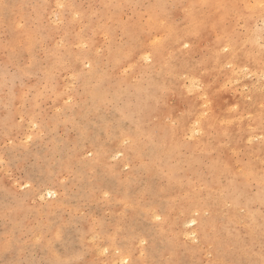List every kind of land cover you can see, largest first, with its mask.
Returning <instances> with one entry per match:
<instances>
[{
	"label": "rangeland",
	"instance_id": "374dc122",
	"mask_svg": "<svg viewBox=\"0 0 264 264\" xmlns=\"http://www.w3.org/2000/svg\"><path fill=\"white\" fill-rule=\"evenodd\" d=\"M263 253L264 0H0V264Z\"/></svg>",
	"mask_w": 264,
	"mask_h": 264
},
{
	"label": "bare ground",
	"instance_id": "6f19581e",
	"mask_svg": "<svg viewBox=\"0 0 264 264\" xmlns=\"http://www.w3.org/2000/svg\"><path fill=\"white\" fill-rule=\"evenodd\" d=\"M199 114H200V113H199ZM213 171H214V170H213ZM179 191H180V190H179ZM171 192H172V191H171ZM169 193H170V192H169ZM176 194H177V193H176ZM176 194H173V195H176ZM178 196H179V195H178ZM176 197H177V196H176ZM189 200H190V197H189ZM189 200H188V201H189ZM195 200H196V199H195ZM193 202H194V201H193ZM199 202H200V201H199ZM196 203H197V202H196ZM183 205L185 206L186 204H183ZM196 206H197V205H196ZM181 208H182V207H181ZM185 208H186V207H185ZM190 208H191V207H190ZM190 208H188V209H190ZM183 209H184V208H183ZM137 210H138V209H137ZM164 210H165V209H164ZM169 210H170V212L173 211V210H171V209H169ZM165 211H166V210H165ZM182 211H183V210H182ZM187 212H188V211H187ZM165 213H166V212H165ZM168 213H169V212H168ZM172 213H173V212H172ZM166 216H168V215H166ZM169 217H170V215H169ZM169 217H168V218H169ZM168 218H167V221L169 220ZM171 221H172V220H171ZM190 222H191V225H192V226H194V225L196 224L194 218H192V219L190 220ZM168 223H170V222H168ZM204 223H206V222H204ZM213 226H214V224H213ZM199 227H200V226H199ZM203 230H204V229H203ZM213 236H214V235H213ZM125 246H126V245H125ZM125 246H124V247H125ZM123 250H124V249H123ZM125 250H126V252H127V249H125ZM128 251H129V250H128ZM124 252H125V251H123V253H124ZM128 254H130V253H128ZM263 254H264V253H263ZM125 257H126V256H125ZM238 263H239V262H238ZM238 263H237V264H238Z\"/></svg>",
	"mask_w": 264,
	"mask_h": 264
}]
</instances>
